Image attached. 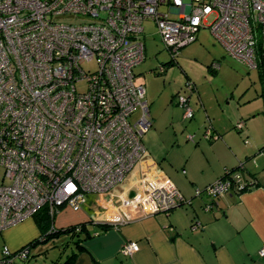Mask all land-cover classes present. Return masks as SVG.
Listing matches in <instances>:
<instances>
[{
	"label": "built area",
	"instance_id": "1",
	"mask_svg": "<svg viewBox=\"0 0 264 264\" xmlns=\"http://www.w3.org/2000/svg\"><path fill=\"white\" fill-rule=\"evenodd\" d=\"M65 15L86 20H58ZM146 20L154 22L172 63L206 26L230 57L264 74V0H0V232L44 207L51 214L79 210L87 196H110L144 158L149 114L133 70L145 60ZM176 105L183 119L193 117L184 95ZM203 138L217 137L208 127ZM242 181L236 172L196 195L211 200L204 205L210 210ZM182 203L167 179L153 176L139 180L119 206L154 215ZM129 220L123 213L106 223ZM138 249L126 242L120 254L131 257ZM28 256L25 248L4 247L0 264Z\"/></svg>",
	"mask_w": 264,
	"mask_h": 264
},
{
	"label": "crops",
	"instance_id": "2",
	"mask_svg": "<svg viewBox=\"0 0 264 264\" xmlns=\"http://www.w3.org/2000/svg\"><path fill=\"white\" fill-rule=\"evenodd\" d=\"M201 29L208 28L201 27L194 41L182 49L197 41ZM169 63L170 60L162 64L164 71L157 74L164 75L172 65ZM212 64H208L206 70L209 74L214 72V75H210L215 76L218 70H212ZM135 76L143 85L140 78ZM185 78V83L192 85L191 92L185 87L189 96H184L193 117L183 119V109L175 107L179 92L176 95L166 93L161 101L160 94L144 88L150 122V129L141 138L146 150L144 158L110 196H87L82 208L74 210L76 212L65 207L56 213L52 226L55 229L90 222V237L81 242V250L74 257L73 264H264V255L259 254L264 245V154L250 161L248 148L236 146V142L228 140L227 129L230 127L219 121L217 128H214L209 120L206 101L200 98L190 77L185 74ZM239 103L237 111L240 110ZM237 111L236 114L239 113ZM241 118L236 121L235 129ZM193 120L199 129L192 128L193 134L188 135L181 121L191 123ZM242 123L243 128L237 130L242 133L245 129L246 135L247 125ZM208 127L216 135L215 140L203 138V132ZM262 130L264 132V122ZM262 147L257 144L256 150L260 153ZM239 164L250 166L246 168L248 174L242 172L246 173V179H250V174L260 186L219 198L212 209L206 210L204 205L211 200H205L203 195L197 196L196 193L203 192L219 180L226 170ZM153 176L167 179L183 197L184 203L168 212L154 215H146L140 208L121 210V199L128 195L129 190L142 178ZM119 210L121 214H128L131 220L121 225L107 224L108 221H118L121 217ZM193 223L198 227L193 228ZM103 225L110 228L101 231L98 226ZM40 234L36 220L28 219L0 232V248L4 246L15 252ZM126 242L138 244V251L131 257L120 254ZM71 252L74 249L68 248L63 255ZM60 263L61 259L57 264Z\"/></svg>",
	"mask_w": 264,
	"mask_h": 264
},
{
	"label": "rangeland",
	"instance_id": "3",
	"mask_svg": "<svg viewBox=\"0 0 264 264\" xmlns=\"http://www.w3.org/2000/svg\"><path fill=\"white\" fill-rule=\"evenodd\" d=\"M58 20L64 23H78V21H85L86 19L65 15L58 17ZM211 20L212 18H209L207 20L208 23ZM141 37L145 45V60L133 71L140 78V81L147 91L152 90L157 95L160 94L161 101L164 100L166 93L169 94L170 92L175 95L179 92L181 95L189 96V93L184 90L187 83H185V74L188 75L190 81L196 85L195 88L200 98L206 101L205 105L207 106V112L210 118L208 119L213 123V127L217 128L216 126L219 121L224 126L227 125L230 127L227 129L228 140L236 142V146L248 148L247 151H250L248 153H250L251 157L249 159L250 161L264 154V151L259 153L256 150L257 144L260 147L264 146V132L262 130L264 122V94L263 96L261 95L263 85L260 83L257 70L249 69L246 65L231 58L214 37L210 35L208 29H201L197 36V41L180 50L175 61L167 68V72L164 75H158L157 68L167 63L171 59V55L158 36L154 22L148 20L144 22ZM214 62H218V71L215 76H211L206 70V66ZM91 68L93 69V66ZM81 87L79 86V90H81ZM238 101H240L239 111H237ZM236 111L239 113L236 114ZM139 115L140 112L137 111L130 118V121L133 122ZM240 116L242 118L239 121L247 125L249 135L246 134L248 135L246 138L245 129L241 133L234 126ZM254 116L257 117L253 119ZM189 122L181 121V124L185 127L186 133L192 135L194 131L192 128H198L197 126L199 125L196 126L194 120L191 123ZM251 147L254 148L250 150ZM247 167L249 168L250 166L246 165ZM202 197L205 200H210L205 195ZM68 209L73 210L71 208ZM66 242L67 240L61 237L60 241L53 245L49 243L47 246H40L31 254L34 257H30L25 262L17 260L16 264H52L56 263L55 261L58 263L60 259L61 261L63 260L64 255L62 254L60 256V253L65 247ZM3 248L4 246L0 248V257ZM41 252L45 253L40 254Z\"/></svg>",
	"mask_w": 264,
	"mask_h": 264
},
{
	"label": "trees",
	"instance_id": "4",
	"mask_svg": "<svg viewBox=\"0 0 264 264\" xmlns=\"http://www.w3.org/2000/svg\"><path fill=\"white\" fill-rule=\"evenodd\" d=\"M169 64H172V62ZM257 72H258L260 83L264 87V79H263L264 74L261 69L260 70L258 69ZM210 74L214 75L215 73L211 71ZM263 94H264V89L262 91V96ZM263 119H264V111H263ZM261 151H264V146L261 148ZM242 171H246V173L248 174L245 164H239L238 166L232 169L226 170L225 173L219 179L220 180H224V179L230 180L232 179V175L236 172H240L241 175L243 174L242 184H240L239 188L235 190L238 194L244 193L246 191H249L253 188H257L260 186L250 174L248 176L250 177V179H246L245 177L246 175H244L246 173ZM55 215H56L55 212L51 214L48 208L44 207L32 217L36 220L37 226L39 227L41 234L37 239L29 242L28 244L22 247L23 249L25 248L29 251V256L26 259V261H28L30 257H34V256H31V254L34 253V251L37 250L38 247L47 246L49 243L53 245L58 240H60L61 237H64V239H66L67 242L65 243V247L62 249L60 256L65 253L68 247H71V246H72L71 249L73 248L74 252H71L70 254H67L66 256H64L60 264H73L74 257L77 255L78 251L81 250V245H80L81 242H83L84 240L90 237V234L88 232V226L90 225L88 223L90 222L76 224V225H72L66 228L55 229L52 227ZM98 227L101 231H105L110 228L109 226H106V225L98 226ZM43 253L45 252H41L40 254H43ZM55 262L57 263V261ZM56 263H52V264H56Z\"/></svg>",
	"mask_w": 264,
	"mask_h": 264
}]
</instances>
